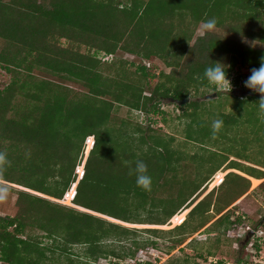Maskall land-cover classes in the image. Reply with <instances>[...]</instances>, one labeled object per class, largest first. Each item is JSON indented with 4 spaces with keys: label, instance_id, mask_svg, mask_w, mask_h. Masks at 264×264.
<instances>
[{
    "label": "trees",
    "instance_id": "trees-1",
    "mask_svg": "<svg viewBox=\"0 0 264 264\" xmlns=\"http://www.w3.org/2000/svg\"><path fill=\"white\" fill-rule=\"evenodd\" d=\"M212 17L219 32L196 35ZM247 37L262 45L246 43ZM120 51L141 61L118 57ZM262 57L264 0H0V69L11 75L0 87V153L6 158L0 188L16 195L15 214L0 215V263L46 264L62 255L68 264H96L159 249L155 239L140 243L131 236L136 229L104 216L165 225L191 208L171 229H142L154 236L238 221H231L233 203L249 191L251 179L256 185L264 178V161L246 154L231 159L227 149L195 153L196 177L179 179L183 155L173 135L139 124L130 129L125 120L116 126L113 114L121 105L158 114L163 98L198 95L203 87L216 91L203 77L213 61L225 63L229 77L241 67L259 68ZM156 59L171 70L151 89L148 65ZM188 126L186 139L207 152L214 144L210 124ZM137 160L147 165L150 191L136 185ZM224 165L239 173L220 171L210 182L217 186L204 194ZM65 194L69 205L61 202ZM75 245L83 246L81 254L70 253Z\"/></svg>",
    "mask_w": 264,
    "mask_h": 264
},
{
    "label": "rangeland",
    "instance_id": "rangeland-1",
    "mask_svg": "<svg viewBox=\"0 0 264 264\" xmlns=\"http://www.w3.org/2000/svg\"><path fill=\"white\" fill-rule=\"evenodd\" d=\"M219 30L217 28L215 31L219 32ZM196 35H201L200 27ZM244 41L250 45H262L251 37H247ZM117 55L136 63L141 61L140 58L125 52L120 51ZM99 56L104 60L111 59L110 56L105 54H99ZM148 66L150 74L154 75V80L151 84L152 89L159 80L160 73L162 71L169 73L171 69L160 59L152 61ZM132 70H135V67H132ZM250 74L251 71L247 67H241L239 70L233 71L232 75L228 77L232 84L230 92L220 89L216 91L212 89L205 92L207 89L203 87L199 90L198 95H194L196 91L192 90L188 96L191 98L190 101L209 93H217L216 97L209 100H195L199 101L197 104H191L189 101L188 103L179 105L169 100V97L163 98L161 99V103H158L161 109V112L158 114L150 113L147 115L143 111L130 109L127 106L121 105L113 114V121L115 122L113 124L119 126L121 125V121L125 120L130 124V129L134 125L139 124L143 127L149 126L153 129H159L165 135H173L175 137L173 145L183 155L180 160L179 172H176L179 179H192L196 177L197 164L200 158L194 157L193 154L195 153L205 156L212 150H224L226 152L227 149L228 152L224 153V155L231 157V159H236L232 155L244 156L246 154L250 158L264 161V109H261L259 106L261 94L255 92L259 99H248L240 93L241 88H246L244 82ZM239 75L242 78L239 80L238 85L235 86L234 81ZM10 78V74L0 69V87L9 83ZM67 83L79 88L78 85L70 81H67ZM146 94H150V89L146 90ZM215 119L222 120L223 124L219 131L220 135L212 137L211 141L214 144L209 146L207 152L197 142L186 139L185 133L190 129L189 123H209L211 126L212 121ZM226 123L230 124L227 125ZM87 146L86 143V150ZM143 146L146 148L145 144ZM86 150L85 157H87V153L89 152V149L87 152ZM241 161L246 165L258 167L254 163ZM225 166L222 167V170L225 171L224 176L230 171L239 173L238 170L227 169V166ZM222 170L217 171L210 177L203 189L204 194L217 186L210 187V182L213 179V181H216L219 175L222 176L220 174ZM77 173L80 179L82 176L80 177L78 169ZM263 179L258 181L256 185L251 179L249 191L233 203V205L237 206L235 208L236 212L231 214V221H234L237 217H240V219L228 227L217 224L210 231H204V227L193 234L179 235L178 233L180 232L176 231L172 233H159V235L154 236L142 229L149 227L171 229L182 223L189 211L186 217L180 216L169 220L165 225L125 223L124 221L104 216L111 221L136 229L131 236L140 243L149 239V237L150 239H155L159 249L156 250L148 246L140 249L135 257L124 259L111 256L108 258L103 257L96 264H264V221L262 220L264 217V183L260 186L262 181H264ZM6 184L18 187L10 183ZM66 200L65 194L61 202L69 205V203L65 202ZM15 201V193L7 189L6 198L0 200V215L15 214ZM251 231L255 232L252 233ZM183 236L186 239L182 244H178L177 239ZM44 240L45 242L48 241L46 238ZM171 245L175 246L174 249H170ZM119 250L122 251L124 249L120 248ZM82 251L83 246L75 245L71 248L70 253L81 254ZM57 257L60 259H55L52 262L49 261L46 264H68L65 256L60 255Z\"/></svg>",
    "mask_w": 264,
    "mask_h": 264
},
{
    "label": "clouds",
    "instance_id": "clouds-1",
    "mask_svg": "<svg viewBox=\"0 0 264 264\" xmlns=\"http://www.w3.org/2000/svg\"><path fill=\"white\" fill-rule=\"evenodd\" d=\"M217 23L218 22L215 17L203 21L200 25L201 35L215 32L217 29ZM227 70L228 66L225 63L221 61H213L212 64L205 67L203 77L207 80L209 85L222 91L230 92L232 89V84L228 79ZM244 86L254 92L261 94L259 106L261 109H264V57L261 58L259 68L251 69V74L244 82ZM222 124L223 121L220 119H215L212 121L211 128L213 137H215V135L221 130ZM4 163H6L5 155L0 153V164ZM133 171L136 177V185L145 191H150L152 186V177L148 175L147 165L144 163V161L137 160L135 162V168ZM6 195L7 189L0 188V200L6 198Z\"/></svg>",
    "mask_w": 264,
    "mask_h": 264
},
{
    "label": "water",
    "instance_id": "water-1",
    "mask_svg": "<svg viewBox=\"0 0 264 264\" xmlns=\"http://www.w3.org/2000/svg\"><path fill=\"white\" fill-rule=\"evenodd\" d=\"M240 93L244 96H253V95H256L257 93H255L254 91H252L251 89H248V88H241L240 89ZM217 96V93L214 92V93H209V94H206V95H203L202 97H197V98H194V100H209L213 97H216ZM169 100H171L172 102H175L176 104H185V103H188L191 98L189 97H186V98H182V99H178V98H175V97H169ZM83 210H86L84 208H81ZM264 221V217L262 219ZM252 233H254L255 231H251Z\"/></svg>",
    "mask_w": 264,
    "mask_h": 264
},
{
    "label": "crops",
    "instance_id": "crops-1",
    "mask_svg": "<svg viewBox=\"0 0 264 264\" xmlns=\"http://www.w3.org/2000/svg\"><path fill=\"white\" fill-rule=\"evenodd\" d=\"M200 25H201V24H200ZM200 25H199V27H200ZM199 27H198V29H199ZM198 29H197V30H198ZM220 170H222V169H220ZM218 171H219V170H218ZM248 177H249V176H248ZM249 178H250V177H249ZM258 179H259V178H258ZM261 180H262V179H261ZM263 180H264V179H263ZM262 182H263V181H262ZM190 209H191V208H189L188 211H189ZM188 211H187V212H188Z\"/></svg>",
    "mask_w": 264,
    "mask_h": 264
}]
</instances>
